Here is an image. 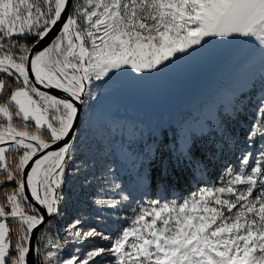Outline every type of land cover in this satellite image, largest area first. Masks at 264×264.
<instances>
[{
  "label": "snow or ice",
  "instance_id": "obj_1",
  "mask_svg": "<svg viewBox=\"0 0 264 264\" xmlns=\"http://www.w3.org/2000/svg\"><path fill=\"white\" fill-rule=\"evenodd\" d=\"M210 44L264 66V0H0V264H264V88L254 104L233 93L203 153L185 137L138 176L194 173L228 153L216 184L103 223L129 196L98 168L81 110L94 89ZM69 204L87 211L69 217Z\"/></svg>",
  "mask_w": 264,
  "mask_h": 264
},
{
  "label": "rangeland",
  "instance_id": "obj_2",
  "mask_svg": "<svg viewBox=\"0 0 264 264\" xmlns=\"http://www.w3.org/2000/svg\"><path fill=\"white\" fill-rule=\"evenodd\" d=\"M262 68L259 63L247 66L243 56L233 57L225 48L223 57L194 81L172 78L164 70L141 81L119 77L109 86L93 90L98 101L92 102V109H82L85 121L91 116V126L85 124L81 131L92 141L98 168H110L109 179L122 186V196H129L121 201L118 214L103 222L107 230L126 225L142 200H182L198 188L217 183L224 165L232 159L228 153L213 176L196 172L187 193L163 191L160 185L151 190L147 181H138V176L145 172L151 156L178 150L185 137L195 140L211 134L225 115L233 93L235 97L246 96V104H254L264 88ZM78 208L87 211L82 204H69L68 216L76 214Z\"/></svg>",
  "mask_w": 264,
  "mask_h": 264
},
{
  "label": "trees",
  "instance_id": "obj_3",
  "mask_svg": "<svg viewBox=\"0 0 264 264\" xmlns=\"http://www.w3.org/2000/svg\"><path fill=\"white\" fill-rule=\"evenodd\" d=\"M198 78H196L195 80H197ZM209 139H210V134H205V135H202L201 137H198L195 139L198 142H200L201 153H203V151H204V147H205L204 142L209 140ZM170 153H172V151H170V150L161 151V153H159L155 157L163 158L166 160V159H168ZM225 155H226V153L224 155L217 154L214 158L210 156L209 159L211 160V163H208L206 161V163H208V166L206 168H204L202 166L200 171H202L208 177L213 176L216 168H218L220 166V164L223 160V156H225ZM154 167L159 168V162L158 161L154 165ZM146 171H147V166H146L145 172ZM197 172H199V171H197ZM153 175H154L155 179L151 183H148L151 190H153L157 185H160L163 191H169V192H174V193H178V192L179 193H187L188 191H190L191 187L193 186V184L196 180V172L193 173L192 171H190L188 169L178 170V171L172 173L167 178H162L159 175L158 171L154 172ZM162 179H163V182H161Z\"/></svg>",
  "mask_w": 264,
  "mask_h": 264
},
{
  "label": "water",
  "instance_id": "obj_4",
  "mask_svg": "<svg viewBox=\"0 0 264 264\" xmlns=\"http://www.w3.org/2000/svg\"><path fill=\"white\" fill-rule=\"evenodd\" d=\"M226 47L215 44L206 46L202 53L193 54V56L177 61L173 66L175 72L172 74L168 69L165 72L170 77H176L182 81H193L201 74L209 71L211 67L223 57V52ZM214 50L218 52H214ZM82 111V110H81Z\"/></svg>",
  "mask_w": 264,
  "mask_h": 264
},
{
  "label": "bare ground",
  "instance_id": "obj_5",
  "mask_svg": "<svg viewBox=\"0 0 264 264\" xmlns=\"http://www.w3.org/2000/svg\"><path fill=\"white\" fill-rule=\"evenodd\" d=\"M216 50H214V52H215ZM216 52H218V51H216ZM169 71L173 74L174 72H175V70L173 69V66H170L169 67Z\"/></svg>",
  "mask_w": 264,
  "mask_h": 264
}]
</instances>
